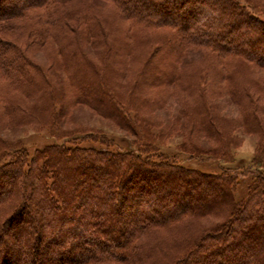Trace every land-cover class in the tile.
<instances>
[{
  "label": "trees",
  "instance_id": "obj_1",
  "mask_svg": "<svg viewBox=\"0 0 264 264\" xmlns=\"http://www.w3.org/2000/svg\"><path fill=\"white\" fill-rule=\"evenodd\" d=\"M106 1L116 5L118 21L128 27L125 36L119 38L122 50L133 47L137 48V53L146 52L144 60L143 57L141 60V69L136 74L138 84L152 89L180 87L183 94L178 95L176 101L183 105L172 126L184 119L182 128H191L192 133L201 135L211 144L208 148H200L192 144L184 146V143V152L190 155L203 153L227 160L238 144L234 130L241 128L245 133L259 137L252 159L255 169L250 170L249 175L252 183L246 196L235 201L236 176L225 175L224 172L206 174L175 164L158 151L155 140L164 135L162 128L155 131L160 125L139 119L135 114L129 118L135 120L136 117V129L126 124L130 101L124 103L117 98L120 92L131 96L133 87L129 86L126 90L123 84L108 80V77L116 80L118 75L121 78L124 70L109 65L102 69L92 64L89 67L88 64L85 67L80 65L82 72L75 76L84 79L87 85L79 88L84 95H77L79 99L75 96L76 103L92 104L100 115L113 119L123 128L127 127L124 130L131 132L139 142L135 154L110 151L109 141L104 137L94 139L103 147L100 149L80 147L72 141L35 151L30 160L26 159L24 148L14 146L11 151L4 150L0 155V162L5 160L0 163L3 169L9 163L19 171L27 161L30 163L26 176H23L25 172L22 170L18 174L14 170L15 179L10 182L14 190L17 189L14 184L19 181L23 188L17 196L21 201L0 224V264H64L70 260V252H67L72 248L73 243L69 241L72 238L73 242V237L64 238L67 232L59 229L62 225H55L61 236L52 230L44 239L42 250L38 248L35 232L30 248L26 251L24 246L16 248L10 257L7 256L11 244L4 230L9 218L26 210V204L35 203L32 193L25 191L29 187L40 192L39 210L56 206L71 214L74 223L78 224L81 220L79 213L86 211L88 220L94 218L87 230L95 234L94 239H87L93 244L79 249L89 257L78 264H88L91 260L115 261L118 256H122L118 261L132 263L137 259L133 254L141 252L134 244L140 235H152L155 228L171 226L183 218L199 220L207 216L223 220L208 229L207 233H197L194 239L198 241L189 244L184 254L171 264H264V173L260 171L264 168V122L257 107L258 100L254 103L256 95L264 94V0ZM6 2L15 6L0 11V78H27L31 75L28 69L32 68L20 45L7 39L5 21H32L26 34L27 46L46 45L57 33L62 35L57 37L64 42L68 38L66 36H72L91 45L105 35V29L92 12L89 17L80 20L59 17L55 4L57 0H0V9H5ZM66 48H57L56 53L62 63H67L71 57L76 60L75 54L79 63L83 61L85 55L79 49L81 46L69 52ZM190 50L200 52L201 56L195 60L196 72L184 73L185 76L179 69L186 52ZM109 51L116 52L114 56L119 54L115 48H109ZM36 66L39 67V64ZM33 70L37 68L33 67ZM39 70V83L44 86L42 88L49 89L47 73L41 65ZM89 75L96 76L98 82L89 80ZM11 84L8 85L13 87ZM68 91L72 95L70 88ZM219 93L237 107L238 120L226 119L215 110L216 104L208 97ZM57 95L58 91L54 90L53 96ZM58 117L57 114L54 119L58 120ZM142 126L146 128H140ZM187 137L190 138L189 133ZM86 139L93 140L84 137L81 141ZM4 155L5 158L2 157ZM132 164L138 170L136 176L129 179L126 173ZM77 170L80 171L79 177L71 181L70 175ZM46 178L49 183H45ZM43 190L46 192L41 194ZM82 192L89 196L83 198ZM100 206L95 212V208ZM85 224L82 225L87 228ZM73 230H69L70 234L74 238L79 237ZM112 230H115L114 233ZM102 234L105 235L103 239ZM57 237H61L62 241L56 242Z\"/></svg>",
  "mask_w": 264,
  "mask_h": 264
},
{
  "label": "rangeland",
  "instance_id": "obj_2",
  "mask_svg": "<svg viewBox=\"0 0 264 264\" xmlns=\"http://www.w3.org/2000/svg\"><path fill=\"white\" fill-rule=\"evenodd\" d=\"M57 1L58 2L55 4L58 9L59 17L68 16L80 20L82 17L86 19L92 12V14L96 15L100 25L103 26V30L105 29V35L100 38L101 40L95 41L94 44L91 45V43H86L83 39L80 40L79 38L77 41L76 38L64 34L66 38L68 37L70 40L69 41L68 38L64 39L65 43L63 40H60V37H57L60 33L58 34L56 32L57 36L54 37L53 40H49L46 45L33 46L31 44L27 46L25 39H28L26 34L27 31L31 29L30 26L32 21L25 20L18 22L8 20L4 22V27L7 29L8 33V38H6L20 45L22 52L27 58L28 63L32 65V68L28 69L31 75L29 74L30 76L27 78H18L16 76L12 79H7L6 77L0 78V155L4 153V150L8 152L11 151L14 146L16 148L18 146L26 150V159L30 160L35 151L39 150L40 152L42 151L41 149L45 150L51 145L67 144L72 141H76L75 143H78L80 147L90 146L100 149L103 147L99 142L94 141V139L98 140L101 137L109 141L110 151H118L121 154L127 151L132 152L134 155L136 146H138L139 142L136 136L124 130L128 129L127 127L123 128L113 119L100 115L95 111L92 104H79L76 103L75 99L77 95L79 97L84 95L83 92H79V88L87 85L84 79L75 76V74L82 72L80 65L85 67L88 64L89 67V65L92 64L99 69L108 65V67L117 66L124 70V73L121 74L122 77L120 78L118 75L116 80H113L112 77H108V80L110 83L116 82L123 84L126 90H128L129 86L133 87L131 96L125 92H120L117 99L122 100L124 103L130 101V108L137 111L131 112L132 110L129 108L130 112L127 114L128 119H125L126 124H130L136 129V117L135 120L130 119L131 116L133 117L136 115L139 119H144L150 123L160 125L157 126L158 128H155V131H158L160 128L164 129L162 138L155 140L160 153L166 155L178 166L187 169L206 174L219 175L221 172H224L225 175L236 176L237 180L234 185L233 198L235 201L244 198L247 194L248 186L252 183V177L249 175L251 174L250 170L255 169L252 159L257 151L259 137L254 134L245 133L241 128L234 130L233 134L236 136L238 144L236 148L231 150V157L230 159L227 158V160H220L219 158L203 153L190 155L184 152V143H186L184 146L192 144L200 148H208L211 144L201 135L195 132L192 133L190 131L191 128H182V120L184 119H180L175 127L172 126L181 105H183L182 102L178 103V101H176L178 100V95L180 96L183 94L180 87L174 86L152 89L147 88L144 84H138L136 74L138 70L141 69V60L142 57L144 60L146 52L137 53V48L133 47L122 50L119 45V38L125 36L124 33L127 31L128 27L118 21L116 17V5L106 0ZM14 6L15 4H12V2H6L4 4L5 9H0V11L10 10ZM72 25H75V23L72 22ZM57 30L60 32L61 29L58 27ZM71 41H73V43H70ZM59 46H67V51H72L73 48L81 46L79 49L83 51L85 60L83 59V61L79 63L77 61L78 57H76L75 54L74 57L76 60L71 57L68 59L67 63H62V61L58 59L56 53ZM109 48L117 49L119 54L114 56L116 52H110ZM109 55L111 58H109ZM199 56H201V53L198 51H187L183 62L180 64L179 71L183 74H189L191 71L192 73L196 72L195 69L197 68V64L195 60ZM38 64L39 67L36 66ZM40 65L43 67L44 73H47L46 76L49 89L42 88L44 86L42 83H39L38 71H40ZM33 67L37 68V70H33ZM89 77L91 78L89 80H97L96 76L89 75ZM8 82L12 83L11 86L13 87H10ZM97 82L98 80L96 83ZM69 88L73 91L72 95L69 91L67 92ZM54 90L58 91L57 97L53 96ZM211 97L212 96L208 97V100L216 104L215 110L217 109L221 116L229 120H238V109L227 97L220 93L213 94L212 99ZM7 99L10 101L7 102ZM77 99L79 98L77 97ZM254 99V103H256V99L258 100L257 107L261 112L260 117L264 122V94L256 95ZM59 100L61 101L60 103ZM10 102L13 103V106ZM57 114L59 115L58 120L54 119ZM140 128L145 129L146 126ZM188 133L190 134V138L187 137ZM84 137L92 138L93 140L86 139L81 141ZM2 157L5 158V155ZM9 160H11V158L8 159V161ZM29 163L30 162L27 161L25 166L23 165L22 168L19 169V171L22 170L25 172L22 173L23 176L29 173ZM12 165L13 164L8 163L6 169L0 167V170H4L0 172V224L12 213L13 209L21 201L17 196H19V193L22 191V182L19 181L14 184L15 188H17L15 190L10 183L12 179H15L13 175L14 170L16 174L19 173L18 169L16 170ZM137 170L138 168L133 167V164L130 165L126 177H129V179L134 178ZM260 171L264 173V168H261ZM79 173V170L72 173L70 175L71 181L77 180ZM44 181L45 183H49L47 178ZM25 191L32 193L35 203L26 204V210L8 219L4 231L6 232L5 235L11 246L7 249V256L10 257L16 248L24 246L23 249L25 251L30 248L33 244V234L35 232L36 240L39 242L38 248L42 250V244L47 234H50L53 230L54 232H52L58 235L59 230L58 228L56 229V226L62 225L61 227L59 226V229L61 228L60 230L67 232V234L64 233V238L68 240L71 236L73 237V242L72 238L70 239L71 241H69V243H73L72 248H70L68 252L65 250L67 253L70 252L69 255L71 257H69L70 260L68 259L69 261L67 260L68 262L64 264H78L81 260L89 257L84 251L80 252L79 249L82 247L83 250L84 246L86 247L93 244L88 242L87 239H94L95 234L92 235L88 233L89 231L87 230L92 222H94V218L88 220L89 215L83 210L85 212L79 213L78 215V218L81 219L78 224L74 223L71 214L63 211L61 208L57 209L56 206L49 210H39V206L37 205L39 200L38 194L40 193L39 190L38 193L36 189L33 190L29 187ZM45 192L46 191L43 190L41 194ZM82 195L84 196L83 198H85L88 194L82 192ZM49 202L50 200L47 199V203ZM86 205L90 207L89 203H86ZM100 208L101 206L95 208V212ZM144 213L148 214L147 212ZM126 218L127 217H122V219L127 220L128 218ZM190 218L191 217L183 218L181 222L171 226L155 228L152 235L148 233L140 235L135 239L134 244L135 247L141 249V252L138 251V255L136 253L133 254L137 259L133 260L132 263L129 261H118L122 258V256H118L114 259L115 261L97 262L91 260L88 264H171L184 254L189 244L198 241L194 239L197 233H202V231L207 233L208 229L223 220L222 218L215 219L209 216L199 218V220H191ZM84 223H86L85 225H87V228L82 225ZM116 226H118V224ZM72 228L80 235L79 237L74 238V236L70 234L71 232L69 230ZM116 229L117 227L115 230ZM85 230L87 231L86 233ZM103 231H105V228ZM114 231L112 230L111 232L114 233ZM206 233L203 234L205 235ZM59 236L61 235L59 234ZM101 237V239H103L105 235L102 234ZM61 241L62 238L57 237L56 242ZM9 243H7V245H10ZM137 244L141 245V247L139 245L137 246ZM99 261L103 260L100 259Z\"/></svg>",
  "mask_w": 264,
  "mask_h": 264
}]
</instances>
